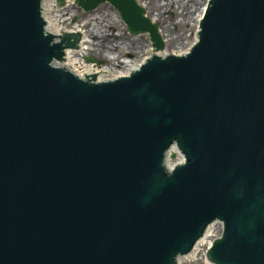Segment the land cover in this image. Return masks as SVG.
<instances>
[{"label": "water", "instance_id": "95a60500", "mask_svg": "<svg viewBox=\"0 0 264 264\" xmlns=\"http://www.w3.org/2000/svg\"><path fill=\"white\" fill-rule=\"evenodd\" d=\"M105 1L164 48L135 0L76 3ZM42 3L0 0V264H178L217 221L208 261L264 264V0H208L186 54L107 81L53 64L85 35Z\"/></svg>", "mask_w": 264, "mask_h": 264}, {"label": "bare ground", "instance_id": "6f19581e", "mask_svg": "<svg viewBox=\"0 0 264 264\" xmlns=\"http://www.w3.org/2000/svg\"><path fill=\"white\" fill-rule=\"evenodd\" d=\"M55 1L56 0H47V3H42V7H46V13L45 15L48 17V24H47V32L52 33L54 35H58L64 31L66 32H83L85 36L90 38L89 42V48L85 49L83 52L79 53L78 51H81L84 48H70L67 51V65L62 62H53L54 65L64 68L68 71H77L78 73L82 74L83 76H90L95 75L96 79L102 77L103 80L98 81H107L112 80L118 77L127 76L132 71L139 68V66L142 65L143 62H145L149 57H152L154 55H159L161 57H166L171 54L176 55H182L186 54L188 50L190 49L191 45H181L178 49H173L176 45L178 40L182 39L183 32L180 31V28L183 27L184 23L180 20H175V17L182 16L183 10L186 8L187 4L189 3V0H145L144 4L141 2V0H135L144 10L145 14L148 15L149 19L153 22H166L167 25L161 27L160 33H162V39L165 44V49L157 50L152 47V44L150 42H147L146 49H148L149 54L143 58L141 62H131L129 61L126 63V70L125 71H116L112 68H103L100 65L94 64V63H87L82 58L86 57L87 55L93 53L94 55H98L99 58H101L104 62H107L108 64L114 65L116 60L118 58H112L109 59L105 56L106 52H110V50L113 48L115 49V44L111 43L112 38H115V34L110 30L114 28V23L111 21H105L104 17H107V11L106 6H101L97 9L96 12L91 13L86 16V21L82 24V28L75 29V30H66L65 27L58 28V22L60 20L63 21L64 15H61L57 9H55ZM70 2L75 0H69ZM163 1V2H162ZM207 0H205L196 10V13L194 14V17H192L194 24H198L200 21V18L202 17V14L204 12L205 6H206ZM181 10L180 12L178 10ZM68 12L67 14H75L78 13L77 10L74 9L73 5H69L66 9ZM170 12L169 15H165V12ZM116 12V11H115ZM155 13L156 18L151 16L150 14ZM117 16L119 17L118 13L116 12ZM109 17V16H108ZM183 17V16H182ZM120 19V17H119ZM121 21V19H120ZM121 23L124 25V23L121 21ZM175 25V28L178 29V31L174 32L170 25ZM108 33L110 35H108ZM164 33H166V39L164 37ZM171 49H170V48ZM129 52L134 49V43H128L126 47ZM120 53V52H119ZM121 54V53H120ZM79 57V58H78ZM173 162L172 164H174ZM217 224H213L204 240V242H198V251H193L192 256H186L181 257L182 263L184 260H195L197 259L198 252L200 251V246L202 244H210L212 237L215 236L213 234L214 227ZM220 226V225H219ZM199 259L204 260L207 264H210L205 259L204 253L202 252Z\"/></svg>", "mask_w": 264, "mask_h": 264}, {"label": "rangeland", "instance_id": "374dc122", "mask_svg": "<svg viewBox=\"0 0 264 264\" xmlns=\"http://www.w3.org/2000/svg\"><path fill=\"white\" fill-rule=\"evenodd\" d=\"M145 0H141V2L144 4ZM205 0H189V3L187 4L186 8L183 10L182 16H177L175 17V20L177 21H182L184 24L183 27L180 28V31L183 32L182 39L178 40L177 45L173 49H178L181 47V45H192L195 40H196V31L198 28V24H194V21L192 17H194V14L196 13V10H198L199 6L204 2ZM208 1V0H207ZM163 2V1H162ZM73 5L74 9L78 11V13L75 14H67L68 12L66 11L67 7L69 5ZM101 6H106V11H107V17L105 18V21H111L114 23V28L109 31V33L112 31L115 34V38H112L111 43L115 44V49H111L110 52H106L105 56L108 57L109 59L112 58H118L115 62L114 65L108 64L107 62H104L101 58L98 57V55H94L93 53L87 55L86 57L82 58L84 61H86L88 64L89 63H94L97 65L102 66L103 68H112L116 71H125L127 66L126 63L129 61L131 62H141L143 58H145L149 54V50L146 49L147 42H150L152 44V41L150 39V36L147 32H140V33H131L128 29L124 21L121 19V21L124 23V25L121 23L119 17V13L116 11V9L108 2H102L98 4L95 8L91 10H85L82 7L78 6L75 1L70 2L69 0H63L62 4H58L57 0L55 1V9L60 12L61 15H64L62 20L58 22V28L65 27L66 30H75V29H81L82 24L86 21V16L94 13L97 11V9ZM118 13L119 17L117 16L116 12ZM179 12L181 11L180 9L178 10ZM170 12H165V15H169ZM144 15L148 17V15L145 14L144 10ZM154 18H156L155 13L150 14ZM149 18V17H148ZM151 21V20H150ZM153 24H156L158 28V33L160 34L162 38V33H160L161 27L167 25L168 23L166 22H153ZM170 28L176 32L178 31L177 28H175V25L171 24ZM108 33V35H110ZM81 35L83 32L80 33ZM165 39L166 33H164ZM90 38L85 36V41H84V49L81 51H78L79 53L83 52L85 49L91 47L89 46ZM163 40V39H162ZM128 43H134V49H132L131 52H129L127 49L124 47L127 46ZM164 43V41H163ZM170 48V47H169ZM164 49H165V44H164ZM171 49V48H170ZM121 54H120V53ZM79 58V57H78ZM89 59H92V61H89ZM175 159V158H174ZM221 232V226L216 225L214 227L213 234L215 236H218L219 233ZM214 236V237H215ZM213 237V238H214ZM212 238V239H213ZM209 244H202L200 246V251L198 252L197 259L195 260H184L183 264H207L204 260L199 259L201 256L202 252L204 253L207 246Z\"/></svg>", "mask_w": 264, "mask_h": 264}]
</instances>
